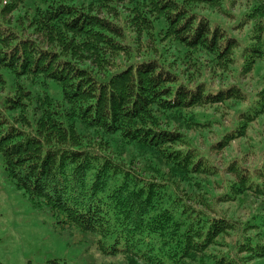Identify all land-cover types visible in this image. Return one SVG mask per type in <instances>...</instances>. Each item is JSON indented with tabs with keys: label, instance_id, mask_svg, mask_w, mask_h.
<instances>
[{
	"label": "trees",
	"instance_id": "1",
	"mask_svg": "<svg viewBox=\"0 0 264 264\" xmlns=\"http://www.w3.org/2000/svg\"><path fill=\"white\" fill-rule=\"evenodd\" d=\"M240 1L0 8V161L33 211L125 264H264V148L250 168L227 161L230 180L209 156L264 116V88L249 100L236 81L259 66L264 76V0L231 14ZM222 74L233 83L213 88ZM224 102L243 108L200 147L186 130H213L216 116L196 109ZM215 182H225L216 194ZM232 202L250 209L219 207Z\"/></svg>",
	"mask_w": 264,
	"mask_h": 264
},
{
	"label": "rangeland",
	"instance_id": "2",
	"mask_svg": "<svg viewBox=\"0 0 264 264\" xmlns=\"http://www.w3.org/2000/svg\"><path fill=\"white\" fill-rule=\"evenodd\" d=\"M8 0H0V8ZM249 3V1H248ZM245 0H241L231 8V14L236 15L239 9H244ZM216 16H221V11L215 9ZM220 13V14H219ZM8 15V14H7ZM6 15V16H7ZM10 17V16H7ZM226 22L236 24L234 18L223 15ZM0 25L1 24L0 20ZM245 24L240 26L239 35L245 34ZM237 33V32H235ZM4 73V72H3ZM7 81H11V76L4 73ZM263 69L259 66L249 74L241 75L236 78L237 85L247 94L251 100L257 93L261 95L264 88ZM232 75L222 74L212 76L210 82L213 88L217 86L224 87L232 80ZM231 79V80H230ZM211 81V80H210ZM263 101V97L259 96ZM230 102V101H229ZM225 103V104H224ZM214 104L212 106H203L196 109L199 115H213V130L194 129L186 130L194 141L200 147H205L207 143H212L215 132L224 130L227 125L235 121L233 110L243 108V103L234 102L235 107L230 109L228 102ZM221 111L223 114H221ZM248 138L232 140L222 150H214L209 153L210 160L221 170L224 179L234 178V174L227 172L225 163L230 160L240 159L244 166L250 168L257 159L263 155L264 148V116L252 122L251 129L247 133ZM196 146V144L193 142ZM209 147V146H208ZM212 179L216 177H211ZM211 180L210 178H208ZM213 179V180H214ZM212 181V180H211ZM225 186V182L221 187ZM221 187L215 182L209 186L212 193L221 192ZM253 201V199H251ZM250 200V201H251ZM258 202H253L252 207H256ZM232 202L229 205H219L230 216L242 218L249 211L243 203L236 205ZM81 235L76 231H66L61 225L56 224V220L49 213L33 211L22 195L13 184L4 176L2 163L0 161V264H48L51 258H59L66 264H125L123 259H104L100 257L93 249L85 250Z\"/></svg>",
	"mask_w": 264,
	"mask_h": 264
}]
</instances>
